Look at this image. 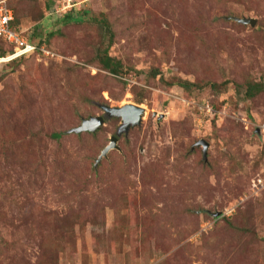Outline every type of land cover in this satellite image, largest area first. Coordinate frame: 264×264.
Wrapping results in <instances>:
<instances>
[{
  "label": "rangeland",
  "instance_id": "1",
  "mask_svg": "<svg viewBox=\"0 0 264 264\" xmlns=\"http://www.w3.org/2000/svg\"><path fill=\"white\" fill-rule=\"evenodd\" d=\"M0 7L54 54L0 60V264H264V0ZM131 104L143 124L100 162L122 119L71 133Z\"/></svg>",
  "mask_w": 264,
  "mask_h": 264
},
{
  "label": "water",
  "instance_id": "2",
  "mask_svg": "<svg viewBox=\"0 0 264 264\" xmlns=\"http://www.w3.org/2000/svg\"><path fill=\"white\" fill-rule=\"evenodd\" d=\"M235 21L243 25L255 26L257 24L256 20L252 19H239L235 18ZM102 109L105 111V117H93L89 120H84L82 126L72 130L71 133L82 134V133H96L106 124L107 119L119 118L122 119V126L116 137L111 138L110 145L104 150L100 160L106 158L112 150H119L118 142L119 138L123 134H128L132 128L140 127L143 124V120L146 115V110L138 105H125L122 107H110L102 106ZM198 146H204L205 149V159L208 157L209 145L206 142H201ZM222 214L218 213L216 217H220Z\"/></svg>",
  "mask_w": 264,
  "mask_h": 264
},
{
  "label": "trees",
  "instance_id": "3",
  "mask_svg": "<svg viewBox=\"0 0 264 264\" xmlns=\"http://www.w3.org/2000/svg\"><path fill=\"white\" fill-rule=\"evenodd\" d=\"M80 17H81V14L77 13V15H76L74 13V11H73L72 14H69V15L67 14V16L64 17V22L66 24H68L70 22L79 23V22L83 21L82 17H81V19H80ZM99 25H100L102 31L104 32V34L106 33V34L111 35V41H110V45L109 46L112 47L113 43H114L113 39H114L115 34L113 33L111 24L109 23V21L107 20L106 17H102V19L99 21ZM11 28L14 31L20 32L17 29V27H16V18H15V21L11 24ZM28 41L31 44L36 45L40 49L45 47V46H43L44 42H40V43L37 44L31 38H30V40L28 39ZM110 51H111V48H108L104 52H101V54L99 55L100 56V58H99L100 59V63L102 64L103 68L106 71L110 72L111 74L117 75V76L119 74H125V73L129 72L127 70L124 62L122 60H119L117 58L112 57ZM14 53H15V45L8 43L3 38H0V59L8 58V57L12 56ZM35 54L39 55V56L46 57L40 50H38L37 52L21 56V57H19L17 59H13L10 62H8V64L24 60L25 58H28V57H30L32 55H35ZM46 58H48V57H46ZM153 75L156 76L157 74L154 73ZM180 85L183 88H187V89L190 88L184 82H180ZM211 88L215 89L216 85L212 84ZM261 90H263V86L262 85L250 84L248 89H247V91H246V96H247V98L251 99V98L255 97L256 94L259 93ZM56 138H61V135H57Z\"/></svg>",
  "mask_w": 264,
  "mask_h": 264
},
{
  "label": "built area",
  "instance_id": "4",
  "mask_svg": "<svg viewBox=\"0 0 264 264\" xmlns=\"http://www.w3.org/2000/svg\"><path fill=\"white\" fill-rule=\"evenodd\" d=\"M15 21L14 12L7 7H0V38L5 39L10 44L15 45V53L8 58L12 60L30 53L40 50L46 57H52L53 53L48 51L45 47L38 48L36 45L31 44L22 34L14 31L11 24ZM53 54V55H52Z\"/></svg>",
  "mask_w": 264,
  "mask_h": 264
},
{
  "label": "clouds",
  "instance_id": "5",
  "mask_svg": "<svg viewBox=\"0 0 264 264\" xmlns=\"http://www.w3.org/2000/svg\"><path fill=\"white\" fill-rule=\"evenodd\" d=\"M15 15V14H14ZM13 56V55H12ZM11 57V56H10ZM10 57H8V58H10ZM8 58H5V59H3V60H8ZM19 58V57H18ZM14 59H17V58H14ZM0 60H2V59H0ZM13 60V59H12Z\"/></svg>",
  "mask_w": 264,
  "mask_h": 264
},
{
  "label": "flooded vegetation",
  "instance_id": "6",
  "mask_svg": "<svg viewBox=\"0 0 264 264\" xmlns=\"http://www.w3.org/2000/svg\"><path fill=\"white\" fill-rule=\"evenodd\" d=\"M104 111V110H103ZM104 113H105V111H104ZM105 116H106V113H105Z\"/></svg>",
  "mask_w": 264,
  "mask_h": 264
}]
</instances>
